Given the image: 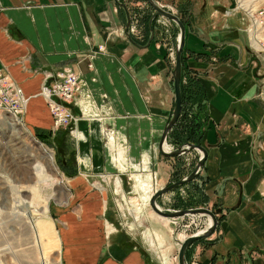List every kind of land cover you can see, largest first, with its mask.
<instances>
[{
  "label": "crops",
  "instance_id": "obj_1",
  "mask_svg": "<svg viewBox=\"0 0 264 264\" xmlns=\"http://www.w3.org/2000/svg\"><path fill=\"white\" fill-rule=\"evenodd\" d=\"M164 2L184 13L188 27L181 72L194 73L205 94L202 109L192 106L189 114L198 116L207 158L191 183L183 185L193 188L196 202L200 191L203 206L219 221L211 236L187 246L185 259L187 264H264V77L252 74L259 63L264 76V53L256 55L248 46L238 0ZM136 5L147 15L135 36L130 27ZM142 7L144 0H0V66L28 98L24 123L44 143L54 138L66 148L63 155L56 146L70 187L58 217L60 264H154L144 250L165 248V242L155 240L158 219L147 211L137 222L124 221L127 234L144 238L140 248L139 239L134 243L114 228L117 213L109 202L114 204L115 192L126 185L151 199L196 165L185 169L179 161L183 156L164 158L158 149L176 106V42L164 34L155 13ZM67 67L86 82L77 99L81 113L73 106L78 116L71 133L53 129L40 94L45 73ZM188 152L197 155L196 149ZM126 170L131 171L128 179ZM176 188L156 202L166 201ZM158 261L167 263L166 258Z\"/></svg>",
  "mask_w": 264,
  "mask_h": 264
},
{
  "label": "rangeland",
  "instance_id": "obj_2",
  "mask_svg": "<svg viewBox=\"0 0 264 264\" xmlns=\"http://www.w3.org/2000/svg\"><path fill=\"white\" fill-rule=\"evenodd\" d=\"M144 1L145 7L142 8H145V11L148 14L155 13V10L152 9L148 3H146L147 1ZM157 1L158 6H161L165 10L173 11L180 19L184 20V13L180 11V8L173 4L171 5V3L164 2L165 0ZM261 1L262 0H238V7L248 10L249 4L252 3V7L258 6ZM132 13H134V23L130 27L132 30L130 33H133V35L136 36L138 34V28L140 29L139 21L142 23L143 17L147 14L143 9L139 11L137 5L133 7ZM154 19H157V23L163 27L162 30L164 34L171 36V38H173V42H176L177 44V40L179 38L178 24H174L173 21L167 19L164 20L161 15H156ZM186 26L188 27V25ZM175 28H177L178 32L177 34H172V30ZM191 28L192 27H189L190 30ZM174 43L173 45L170 44L168 49L171 56H174L175 53ZM258 64L259 63L253 64L252 67L254 68L252 69V74L261 78L264 76ZM73 106L80 109L78 110L80 114L82 107L77 104V100L75 103H72L71 108H73ZM72 112L74 111L72 110ZM73 114L78 116L75 112ZM75 123L77 122L65 124L58 129H63L67 132L70 131L71 133V130L75 127ZM25 127L37 142H42L45 149L48 148V150L54 152V164L57 167L59 174H61L64 181H66L67 176L63 173L61 167H59L60 161L57 159L58 150L56 148L57 145L58 147L61 146V148H63L62 154L64 155L66 148L64 147L63 142L61 141L58 143L56 139L53 138L50 142L44 143L39 140L37 136H35L36 131L27 127V123ZM5 128L6 127L0 128V264H46L47 262V264H60L58 230L61 228V224L58 217L62 212L61 209L65 208V206L62 205L65 201L64 199L66 198L65 193L57 187V181H55L53 175H51V172L48 169L49 164L47 160L43 157L39 150L34 149L35 146L30 145L31 143L28 136H23L21 133L18 134L15 129H10V127ZM165 143H167L168 150L169 148L170 150H174L177 146L182 145L178 142H174L172 136L170 138L166 137ZM71 150L72 149L70 147L67 151ZM196 152L197 155L195 157L190 156L189 152L181 154L183 159L179 161L185 169L190 170L189 168H191L192 164H196L199 157H201V152L198 150H196ZM119 158L120 153L117 152L116 159L118 164L122 162L121 158ZM37 162L41 163L44 168L45 173L41 174V178L46 179H43V181H38V178L35 175L34 166ZM141 164L146 165L147 162L143 161ZM173 164L176 166V162H173ZM124 173L125 177L128 179V177H130L128 174H130L131 171L128 172V170H126ZM136 177L138 184H141V176L136 174ZM174 177L181 178L182 176L180 177V175L175 174ZM126 186L125 188H118L119 193L118 191L115 192L116 197L114 204L112 200L109 202L110 209H115V212L117 213H114L113 215V219L115 218V214L117 218L115 222L113 221L114 228L116 227L117 231H123L134 243H136L135 241L139 239V242L137 243L141 248L142 241L144 239L142 235L140 234L139 238L133 233L129 234L130 232H128L127 234V232L122 228L125 227L124 221L129 219L130 221L137 222L138 220H141L142 215H144L147 211L151 212L153 217L158 219V221L154 222L159 233L155 240L158 241V243L161 242L162 244L165 242V248L156 249L155 251L144 250L145 257L149 258L150 261L152 260V263L154 264L160 263L158 259L164 260L165 258L167 262L166 264H179L177 254L180 250L179 247L181 242L185 238L194 235L196 231L202 230L204 227L207 228V225L212 224L210 217L207 216L206 218L205 216L200 215H194V217H192L188 215L180 218H163L157 215L156 212L148 205L150 195L139 197L138 193H136V191L134 192V185H131L132 187ZM66 187L68 190L70 189L67 184ZM143 187H145V191L147 192H153L154 190L151 188L152 185L147 186L144 184ZM176 189L177 190L174 191L173 194L171 193L169 197H166V201L165 197L164 199L157 201V204L161 209L167 212L175 210L180 211V209L204 207L202 203L204 202L205 196H203L200 191H197L201 196L196 202L194 199L195 192L193 188L190 190L188 185H183L180 186L179 189L178 187ZM68 193L69 196L70 190ZM27 204L30 206V212H26ZM180 206H186L187 208H180ZM45 207L48 208L44 213L42 210ZM111 224L112 223L109 222L108 225ZM142 226L143 225L141 224V227ZM141 227L139 228L141 229ZM202 232L203 231H200L198 234H201ZM171 245L173 247L172 249L170 248ZM164 254H166V257Z\"/></svg>",
  "mask_w": 264,
  "mask_h": 264
},
{
  "label": "built area",
  "instance_id": "obj_3",
  "mask_svg": "<svg viewBox=\"0 0 264 264\" xmlns=\"http://www.w3.org/2000/svg\"><path fill=\"white\" fill-rule=\"evenodd\" d=\"M237 8L240 7L237 6ZM254 8L251 11L250 9H241L245 11L244 16L247 22L245 32L248 35V46L251 48L252 53L260 54L264 53V0ZM99 50H102L101 46H99ZM85 83L80 74L74 72L72 68H63L56 71V73H45L40 94L43 96L48 109H50L54 130H58L59 127L65 124L77 122V117L73 114L71 105L82 95L81 93L86 86ZM27 99L20 85L8 73L2 71V66H0V128H8L12 121L19 126L26 125L24 114ZM192 217L190 218L193 219ZM204 229L207 228L204 227ZM204 229L196 231L194 234H198Z\"/></svg>",
  "mask_w": 264,
  "mask_h": 264
},
{
  "label": "water",
  "instance_id": "obj_4",
  "mask_svg": "<svg viewBox=\"0 0 264 264\" xmlns=\"http://www.w3.org/2000/svg\"><path fill=\"white\" fill-rule=\"evenodd\" d=\"M147 3L149 4V6L155 10V14L153 15H161L166 17L167 19H170L172 21H174L176 24H178V29H179V33H178V40H177V44H176V54H175V60H174V64L175 67L172 70V77L174 78L173 81V89L175 90V94H174V98H175V104L176 106L173 109V112L171 114V119L166 123L165 127H164V132L163 134H161L160 140H159V151L160 153L163 155V157H177L181 154H184L188 151H191V149H196L198 151L201 152V158L197 161L195 167L193 168L194 170L192 171V173L190 172L187 176L179 179V181H174L171 182V184L166 185V187H162L158 190H156L151 199L149 200V206L150 208L156 212L157 215L164 217V218H175V217H183L186 215H196L199 214L201 216H205L207 218L210 217L212 224H210L207 229H204L203 232L201 234H195L194 236L191 235L187 238H185L181 244H180V250L177 254V258H178V262L179 264H187V261L185 259V251H187V246L191 243V242H195L196 240H199L201 238H208L209 236L212 235V233L215 231L216 225L218 224V219L215 215V213L209 209V208H205V207H197V208H188V209H180L179 210H175V211H165L163 209H161L157 202L156 199L158 198V196L162 195V194H166V192L173 190L176 187H179L180 185H183L185 183H188L189 181L191 182L192 179L197 175V173L202 169V165L204 164V160L205 158H207V153H206V149L203 148V145H199V144H194V143H189V142H185L182 145H179L176 147L175 150L173 151H167L164 149V146H166L165 144V140L167 137V134L171 131L172 127L176 124L177 119L179 118V114L181 111V93L182 91L180 90V80L182 79L181 77V54H182V48L184 45V41L186 39L185 37V24L182 23V21L180 20V18L173 12L168 11L163 9L161 6H158V1L157 0H146ZM151 17V19L153 18ZM129 24V17L127 20V25ZM152 34V33H151ZM39 142V141H38ZM41 143V142H40Z\"/></svg>",
  "mask_w": 264,
  "mask_h": 264
},
{
  "label": "trees",
  "instance_id": "obj_5",
  "mask_svg": "<svg viewBox=\"0 0 264 264\" xmlns=\"http://www.w3.org/2000/svg\"><path fill=\"white\" fill-rule=\"evenodd\" d=\"M183 24H185V20L180 19ZM182 52H184L182 48ZM181 54V60H182ZM194 73H185L181 77L180 80V90L181 93V111L179 114V118L176 121V124L171 129V135L173 137L174 142H178L179 144H184L185 142L194 143L202 145L200 142L201 130L199 129V121L198 116H194L189 114L192 106H196L197 111L202 109L204 105L205 94L202 91L200 84L196 77H194ZM198 114V113H197Z\"/></svg>",
  "mask_w": 264,
  "mask_h": 264
},
{
  "label": "bare ground",
  "instance_id": "obj_6",
  "mask_svg": "<svg viewBox=\"0 0 264 264\" xmlns=\"http://www.w3.org/2000/svg\"><path fill=\"white\" fill-rule=\"evenodd\" d=\"M243 5V4H242ZM255 6H253L252 7V5H250L249 4V7H248V10L250 9V11H251V9H255L254 8ZM84 110V109H83ZM8 127H10V129H15L16 130V132L19 134V133H21L23 136H28V138H29V141H30V145H32V146H35V148L34 149H37V150H39L40 151V153L43 155V157L47 160V162H48V164H49V167H48V169H49V171L51 172V175H53V178L55 179V181H57V187L60 189V190H62L64 193H65V196H66V198L64 199L65 201H66V199H67V196H68V189H67V187H66V181H64V178L62 177V175L61 174H59V172H58V169H57V167L55 166V162L53 161V157H52V154H51V150H48V148L47 149H45V147L40 143V142H37L35 139H34V137L31 135V133L30 132H28L27 131V128L23 125V126H19L17 123H15V122H11V124L8 126ZM15 132V131H14ZM17 135V134H16ZM27 138V139H28ZM115 138V137H114ZM164 149L165 150H168V148H167V145L166 146H164ZM122 151V150H121ZM123 152V151H122ZM120 157H121V155H120ZM120 159V158H119ZM122 160V159H121ZM123 161V160H122ZM125 161V160H124ZM34 170H35V175L37 176V178H38V181H40V180H42L43 181V179H46V178H41V174H44L45 172H44V168H43V165L41 164V163H39V162H37L36 164H35V166H34ZM32 187V186H31ZM30 187V188H31ZM18 188V187H17ZM54 188V187H53ZM32 190V189H31ZM19 191V190H18ZM17 191V192H18ZM55 191V190H54ZM20 192V191H19ZM29 192V191H28ZM58 193V192H57ZM59 197V196H58ZM22 201V200H21ZM23 202V201H22ZM19 207V206H18ZM26 207H27V211L26 212H30V209H29V205L27 204L26 205ZM47 208L48 207H45L42 211L45 213L46 211H47ZM41 209V208H40ZM40 227V226H39ZM40 236V235H39ZM40 240V239H39ZM39 244V243H38ZM40 249V248H39ZM42 263V262H41ZM48 263V262H47ZM46 263V264H47Z\"/></svg>",
  "mask_w": 264,
  "mask_h": 264
}]
</instances>
